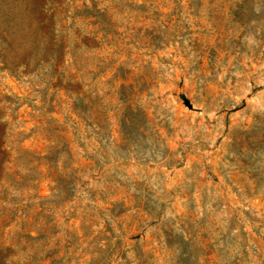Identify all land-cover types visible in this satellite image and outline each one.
I'll use <instances>...</instances> for the list:
<instances>
[{
	"label": "rangeland",
	"instance_id": "374dc122",
	"mask_svg": "<svg viewBox=\"0 0 264 264\" xmlns=\"http://www.w3.org/2000/svg\"><path fill=\"white\" fill-rule=\"evenodd\" d=\"M33 1L0 0V129L53 162L0 220L8 264H264V0Z\"/></svg>",
	"mask_w": 264,
	"mask_h": 264
},
{
	"label": "trees",
	"instance_id": "16d2710c",
	"mask_svg": "<svg viewBox=\"0 0 264 264\" xmlns=\"http://www.w3.org/2000/svg\"><path fill=\"white\" fill-rule=\"evenodd\" d=\"M73 0H34L33 2H30L29 4H27V9L26 11L29 13H37V12H41L42 10H44L46 7L49 10H54L55 8H58L59 6H62L64 3L68 2L69 4H73L72 3ZM244 8V4H241L238 6L239 11ZM85 10H88L87 7H84ZM93 13H96V9H97V5L96 3H92V8ZM41 44H38V47H40ZM43 46V44H42ZM47 48V47H46ZM45 49V48H44ZM63 46H59L58 48L56 47V50H54V52L51 53V56H48V58H43L41 61H45L46 63H49L50 66L52 68H54L56 70V73H58V70L67 68L65 67V63H64V56H63ZM4 64V62H3ZM38 64H36L35 67H37ZM11 73H15L13 72V70H10ZM15 71V70H14ZM35 71V68L33 66L30 65V63H27L26 67H25V72H23L26 75H30ZM65 83V84H64ZM79 84L80 83V78H71V77H60V75L57 76L56 78V85L54 86V88H63L66 90H69L71 93V96H75L73 99V102L75 103L74 108L77 109L79 108V112L81 114H84L85 111V101H84V93H83V84L78 85V88H73V84ZM7 100H12L17 101L20 100L19 97H7ZM27 100V99H24ZM10 101V102H12ZM12 104V103H10ZM50 113V118L53 121H57V119L51 117V114L53 113L52 111L49 112ZM5 132L3 131V129H0V211L1 210H5V208L7 206H10L11 209V214H4L2 212H0V220H5L6 223L3 226L7 227L10 223H12L14 220H16L17 218H22V217H26L28 216V213L26 214H20L19 217H17V215L20 213L18 212L19 206L23 205L24 203L26 205H24V207L26 206V208H29V206H31L32 203H34L35 201H40L42 200V198L39 195V189H38V183L40 180V176L42 173L41 170H39V167H46V165H48L49 163L51 164L53 162V156L46 158L45 160L48 164H39L37 163V160H33V158H30V160H28L27 163L21 164L20 166H18L17 164H13L10 163V159H11V154L14 151V147L15 144L16 146H18V148L16 151L18 152L19 150H22L23 152H26L27 154H30L32 156H36L37 158L42 157V153L41 152H37L34 151L31 153V151H29L28 149H25L23 146V139L22 141H18L15 142V144H6V140H5ZM36 164V165H35ZM11 165V166H10ZM32 166H36V167H32ZM12 168L16 169V171L12 172V179L8 180L9 178V172L10 170H12ZM31 168H36L38 169V176L33 175V174H28L30 172ZM55 176H53V178H51V183L55 185L54 189H50V192L52 193H56V186L59 185L60 182H62L61 176L59 175V173L54 174ZM14 177V178H13ZM66 185V189H67V185H69V183L65 184ZM71 190V189H70ZM69 191V190H68ZM17 197L22 198V201L19 203H16V199ZM24 202V203H23ZM31 229H34L33 231L36 232L37 236H32L31 235ZM40 229L38 228H29L28 230H26L27 234V238L34 240L35 238H38L41 234H40ZM9 250L7 249L6 251H3L2 249H0V264H8L10 262H8V254L7 253ZM186 253H189L188 251ZM184 252H182L181 254V258L178 259V263L180 264H194L195 262H189V257H187V259L185 260H181L182 257H184ZM186 261H188V263H186Z\"/></svg>",
	"mask_w": 264,
	"mask_h": 264
},
{
	"label": "water",
	"instance_id": "95a60500",
	"mask_svg": "<svg viewBox=\"0 0 264 264\" xmlns=\"http://www.w3.org/2000/svg\"><path fill=\"white\" fill-rule=\"evenodd\" d=\"M187 104H188V106H190L189 103H187Z\"/></svg>",
	"mask_w": 264,
	"mask_h": 264
}]
</instances>
